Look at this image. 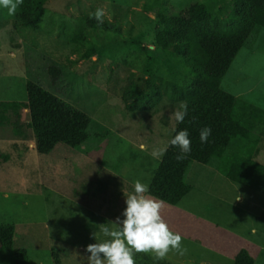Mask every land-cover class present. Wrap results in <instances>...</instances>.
<instances>
[{"label": "rangeland", "instance_id": "1", "mask_svg": "<svg viewBox=\"0 0 264 264\" xmlns=\"http://www.w3.org/2000/svg\"><path fill=\"white\" fill-rule=\"evenodd\" d=\"M190 1L48 0L36 31L15 29L17 10L9 15L0 8V101L25 100V84L32 81L88 114L101 131L83 150L57 144L39 155L30 130L21 138L10 124L0 126V151L9 154L0 165V225L15 227L14 246L26 249L29 264H87L86 246L109 239L102 228L122 218L133 182L149 184L162 157L156 153L167 148L177 124L172 114L181 103L164 99L156 108L129 113L121 92L129 71L140 78L152 71L174 82L188 79L185 67L156 47L154 35L157 13ZM198 1L218 17L232 11L231 0ZM96 9L104 10L102 21L120 27L119 36L89 32L86 19ZM77 25L98 50L86 59L70 41ZM132 59L139 66L126 64ZM50 66L63 67L56 85ZM221 89L264 110V29L240 49ZM28 119L23 110L22 121ZM186 182L191 190L176 205L162 203L160 210L169 229L181 235L185 251L170 250L162 259L233 264L245 249L254 264H264V224L258 220L264 196L195 162Z\"/></svg>", "mask_w": 264, "mask_h": 264}, {"label": "trees", "instance_id": "2", "mask_svg": "<svg viewBox=\"0 0 264 264\" xmlns=\"http://www.w3.org/2000/svg\"><path fill=\"white\" fill-rule=\"evenodd\" d=\"M47 2L23 0L17 8L14 28L40 29ZM231 2L232 11L224 17L213 15L198 0L188 2L183 8L169 6L166 13H157L159 29L154 43L176 65L185 67L189 77L174 82L152 71L146 72L144 78L129 71L122 88L121 100L129 113L151 110L164 99L188 106V115L176 124L171 138L179 130L187 129L191 150L178 161L175 157L179 150L168 143L146 193L167 205H176L191 190L186 175L193 162L210 166L232 183L264 196V110L221 89L222 79L240 49L257 31L264 29V0ZM86 21L89 32L121 34L120 27L109 21L98 23L90 16ZM79 26L78 34L70 41L74 50L81 51L86 59L98 50L82 35ZM126 61L122 60L124 64ZM129 62L126 64L130 68L139 66V60ZM62 72L63 67H49L51 84L58 83ZM25 92L23 101H0V126L10 124L14 135L21 138H25L26 129L30 130L39 155L50 153L57 144L83 150L85 143L101 133L96 132L99 126L88 114L37 83L27 81ZM23 110L28 112L26 122L22 121ZM204 126L212 131L208 141L202 144L199 132ZM8 160L9 154L0 151V165ZM258 220L264 224V208ZM14 238L15 227L1 224L0 264H29L26 249L14 246ZM134 261L135 264H168L145 252L136 253ZM54 262L57 264L58 260ZM233 264H254V260L247 250L241 249Z\"/></svg>", "mask_w": 264, "mask_h": 264}, {"label": "clouds", "instance_id": "3", "mask_svg": "<svg viewBox=\"0 0 264 264\" xmlns=\"http://www.w3.org/2000/svg\"><path fill=\"white\" fill-rule=\"evenodd\" d=\"M23 0H0V8H6L9 15L15 14ZM98 23H102L103 9H96L90 13ZM177 123L183 122L188 115V106L181 102L178 109L173 112ZM212 129L204 126L200 129L199 140L203 144L208 141ZM169 145L177 148L176 159L183 160L190 152L191 140L187 129H182L169 140ZM163 155V152L156 153ZM149 190L147 183L140 180L133 182L132 190L125 198V207L114 222L104 225L103 234L109 239L101 243L86 246L89 253L87 264H135L136 253H151L159 260L166 256L170 250L178 251L181 255L185 251L182 237L172 232L162 219L160 210L162 201L146 195Z\"/></svg>", "mask_w": 264, "mask_h": 264}]
</instances>
